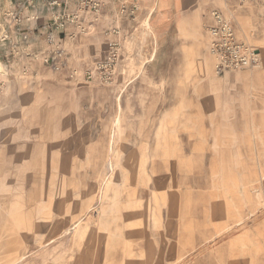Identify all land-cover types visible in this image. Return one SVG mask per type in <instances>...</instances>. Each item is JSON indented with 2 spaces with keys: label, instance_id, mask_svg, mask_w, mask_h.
<instances>
[{
  "label": "rangeland",
  "instance_id": "rangeland-1",
  "mask_svg": "<svg viewBox=\"0 0 264 264\" xmlns=\"http://www.w3.org/2000/svg\"><path fill=\"white\" fill-rule=\"evenodd\" d=\"M29 68L0 72V264H264V137L234 124V80L140 107L87 70Z\"/></svg>",
  "mask_w": 264,
  "mask_h": 264
},
{
  "label": "crops",
  "instance_id": "crops-1",
  "mask_svg": "<svg viewBox=\"0 0 264 264\" xmlns=\"http://www.w3.org/2000/svg\"><path fill=\"white\" fill-rule=\"evenodd\" d=\"M21 1L0 0V22L8 25L9 20L2 14L15 9ZM62 3V8L52 9L46 0H35L25 12L24 18L39 17L38 21L25 20V25L34 29L29 36L32 52L41 56L48 54L42 27L53 15L79 9L78 0H62ZM135 4L139 9L134 15H120L123 5L131 9ZM259 4L264 6L259 0H250L245 5L238 0H114L105 5L98 19L82 17L87 33H81L74 24L58 31L56 37L65 47L68 68L83 71L105 61L109 43L119 41L122 51L119 70L107 90L113 92L117 100L131 99L140 107L149 105L147 101L142 102L149 97L167 98L179 105V97L196 94L197 85L207 86L205 91L211 93L212 78L222 77V82L234 80L235 84L225 88L231 93L227 106L237 113L234 124L239 125L240 134L241 124H252L253 143L261 147L264 137L261 125L264 120V109H261L264 106V17H255L254 12H250L251 6ZM214 12L231 20L239 42L257 50L260 68L226 71L220 76L214 74L211 36L207 31L215 24ZM248 13H252L251 19L241 18ZM117 31L119 35L115 34ZM10 49L9 44H0V72L9 88L19 78V67L29 65L39 76L47 70L55 73L50 66L29 58L20 61L21 66L11 63L7 58ZM244 129L249 135L250 129Z\"/></svg>",
  "mask_w": 264,
  "mask_h": 264
},
{
  "label": "built area",
  "instance_id": "built-area-1",
  "mask_svg": "<svg viewBox=\"0 0 264 264\" xmlns=\"http://www.w3.org/2000/svg\"><path fill=\"white\" fill-rule=\"evenodd\" d=\"M35 0H25L21 5V8L15 12H9L6 17L14 22L17 27L16 31L21 33L22 48L12 40L9 30L5 27L0 32V44H11L12 55L17 57L20 52H23L26 57L34 60H42L51 69L59 73L63 71L67 66L65 62L66 53L61 47L56 33L58 31L66 29L68 25H78L81 33H87V27L83 25L82 17L93 16L94 19H98L102 9L105 5L114 2V0H78L79 9L73 13H63L53 15L48 24L43 29L45 30V37L47 45L49 46V52L47 55H40L32 52L29 42V33L26 31L21 32L23 26L24 13L34 4ZM244 3L250 0H241ZM264 4V0H259ZM47 5L52 9L62 8L64 5L62 0H46ZM67 4V2H65ZM139 9V5L135 4L131 9L128 6L123 5L120 8V15L131 14L134 15ZM212 16L215 19V24L207 29L211 36L210 52L213 59L214 74L220 76L226 71H236L242 69H252L260 66L259 54L255 48H251L238 41L236 32H234L233 25L230 19L225 18L220 12H214ZM37 15L26 18L27 22L38 21ZM119 35V31L115 32ZM107 59L103 62L96 64L91 70H87L84 73V78L87 83H91L93 80L98 79L101 84L108 86L114 82L115 76L118 73V66L121 59V44L119 41H113L109 43ZM79 72L75 71L72 78L75 79ZM3 84H1L2 86Z\"/></svg>",
  "mask_w": 264,
  "mask_h": 264
}]
</instances>
